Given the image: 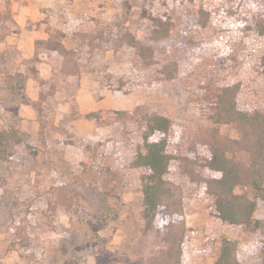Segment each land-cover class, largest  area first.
Returning a JSON list of instances; mask_svg holds the SVG:
<instances>
[{"label":"rangeland","instance_id":"1","mask_svg":"<svg viewBox=\"0 0 264 264\" xmlns=\"http://www.w3.org/2000/svg\"><path fill=\"white\" fill-rule=\"evenodd\" d=\"M240 3L0 0V123L18 125L24 138L11 144L12 161L0 160V262L153 264L163 243L154 234H142L141 170L133 166L143 149L142 130L131 122L99 124L83 118L88 112L80 111L79 91L85 109L90 112L100 102L103 108L95 111L109 120L110 110L137 105L170 117L175 122L170 151H185L197 128L212 124V89L239 83L241 108L264 107V73L258 67L264 37L245 29L243 16L253 9ZM144 10L167 14L172 22L168 38L151 40L153 24ZM125 27L151 43V52L143 57L119 42ZM55 29L66 32L67 47L75 54L65 59L50 52L47 57L37 46ZM171 62L178 63V72L166 79L162 67ZM75 71L80 73L67 74ZM20 72L29 76L20 90L29 104L4 82L9 73ZM120 78L134 82L130 93L116 90ZM222 129L236 135L232 126ZM89 144L99 145L100 154L88 150ZM92 155L95 165L105 168L97 184L83 187L74 181ZM166 177L185 192L192 229L185 264H216L225 237L239 241L243 264H264L261 232L217 221L202 188L188 184L175 169ZM255 216L264 219L263 201Z\"/></svg>","mask_w":264,"mask_h":264},{"label":"trees","instance_id":"2","mask_svg":"<svg viewBox=\"0 0 264 264\" xmlns=\"http://www.w3.org/2000/svg\"><path fill=\"white\" fill-rule=\"evenodd\" d=\"M194 1L164 0L178 6ZM247 2L251 4L253 12L243 16L247 19L245 29L264 37V0H241L239 7ZM202 11L203 17H206L207 10L204 8ZM230 12L234 13L231 9ZM143 15L153 24L151 40L160 41L171 35L172 22L166 13L153 15L144 10ZM237 15L241 14L237 12ZM66 36L64 30H51L47 39L37 41V46L58 52L66 59L75 54L65 44ZM117 39L121 43L127 42L143 57L147 50L151 52L153 48L151 43L146 44L127 27L119 32ZM34 60L38 61V58ZM147 63L155 64L151 61ZM74 64L78 65V62ZM258 67L264 73V48L258 59ZM177 72V62L162 67L166 79L175 78ZM79 73L75 71L67 74ZM8 77L4 82L9 92L20 94L21 99L29 104L27 95L20 91L25 89L29 76L20 72L17 75L9 73ZM34 77H39L38 71H35ZM117 84V91L128 94L132 91L134 82L120 78ZM240 90L239 83L211 90L215 94V102H209L214 111L212 124L197 128L193 140L181 153L170 151L175 129L174 120L151 111L144 105L125 110H110V120L103 117L102 110L80 115L99 124L131 122L142 130L143 149L137 152L133 166L141 170L144 194L141 211L144 222L142 234H154L163 243V247L152 256L153 264H185V254L191 241L192 229L187 224L184 188L180 183L166 177L173 169L188 184L203 189L217 221L240 227L246 232H261L264 235V219L255 216L259 203L264 202V107L241 108L238 102ZM222 126H232L236 135L225 132ZM23 142L18 125L5 127L0 123L1 161H12L15 152L11 144ZM99 147L87 145L88 150L97 149L93 150L97 154L101 151ZM93 156L84 163L81 173L75 178L76 184L85 187L98 183L105 167L95 165ZM239 246L238 240L225 237L216 264H243L239 257Z\"/></svg>","mask_w":264,"mask_h":264},{"label":"crops","instance_id":"3","mask_svg":"<svg viewBox=\"0 0 264 264\" xmlns=\"http://www.w3.org/2000/svg\"><path fill=\"white\" fill-rule=\"evenodd\" d=\"M82 3L84 4L85 2L84 1H82ZM65 15H66V13H65ZM60 16H62V15H60ZM68 16H69V13H68ZM64 18H67V16H65L64 17V15H63V19ZM61 27L63 26H65V23H62L61 25H60ZM48 36L49 35H45V36H43V38H41L42 40H44V39H47L48 38ZM65 44H66V41H65ZM67 45V44H66ZM34 47L36 48V46H35V41H34ZM45 50V49H44ZM35 52H37V50L35 51ZM43 53H45V55L48 57V55H49V53L50 52H55V51H49V50H46L45 52L44 51H42ZM55 53H58V52H55ZM46 62H48L49 64H50V62L47 60ZM45 62V63H46ZM52 66V65H51ZM48 76H50V75H48ZM83 89V88H82ZM81 89V90H82ZM33 99L34 100H36L37 99V97L36 96H34L33 97ZM81 99H82V96H81V93H80V91H79V107H80V111L81 112H89V110H87V109H85V103L84 102H81ZM95 103V102H94ZM103 108V105L99 102V103H97V105L92 109L93 111L95 110V109H102ZM91 110V111H92Z\"/></svg>","mask_w":264,"mask_h":264}]
</instances>
